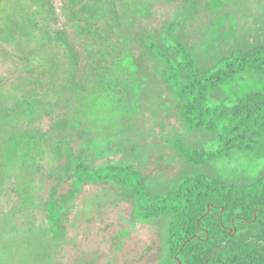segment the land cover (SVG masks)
Returning a JSON list of instances; mask_svg holds the SVG:
<instances>
[{"label": "rangeland", "instance_id": "1", "mask_svg": "<svg viewBox=\"0 0 264 264\" xmlns=\"http://www.w3.org/2000/svg\"><path fill=\"white\" fill-rule=\"evenodd\" d=\"M48 2L55 17L50 29L65 31L77 51L76 80L89 84L95 77L97 86L87 88L82 107H50V115L44 114L31 125L48 134L37 163L45 176L37 172L40 189L27 208L18 193L23 185L20 174L14 169L1 181L0 223L8 217L13 220L0 227V264H155L163 249L164 222L138 221L132 197L114 184L85 183L73 197L71 157L83 146L94 153L96 142L104 154L91 156L93 162H128L152 185L166 186L190 172L192 167L170 140L196 144L205 135L190 132L183 124L175 99L145 46L147 37L158 38L175 24L197 58L210 64L221 52L264 43V0H85L89 13H82L81 5L75 8L92 22L91 27L73 18L72 0ZM1 6L6 11L9 4L5 1ZM21 50L19 44L0 46L1 87L8 101H15L16 87L24 77ZM131 54L139 65L135 73L121 67L124 57ZM60 57L66 61L67 55L60 53ZM106 72L107 76H99ZM241 81L240 87L227 85L219 92L235 96L234 87L264 88V78ZM56 120L60 127L55 126ZM210 169L216 175L250 178L264 171V161L246 158ZM53 190L69 206L59 225L62 242L53 231L43 233L48 228L44 202ZM23 224H32L37 231L19 232Z\"/></svg>", "mask_w": 264, "mask_h": 264}, {"label": "trees", "instance_id": "2", "mask_svg": "<svg viewBox=\"0 0 264 264\" xmlns=\"http://www.w3.org/2000/svg\"><path fill=\"white\" fill-rule=\"evenodd\" d=\"M5 1L9 6L0 10V46L19 44L24 77L16 87L15 101L7 100L0 79V183L15 169L23 184L18 193L27 208L40 189L37 172L45 176L37 163L48 136L31 125L50 115V107H82L87 88L97 84L95 77L89 84L76 80L77 51L65 31L50 29L55 17L48 0H0V7ZM84 3L72 0L71 13L91 27L92 22L75 8L81 5L82 13H89ZM145 46L186 129L205 135L196 144L170 140L192 170L166 186L152 185L128 162H93L92 157L104 154L94 142V153L83 146L71 157L73 197L85 183H110L127 190L138 221L165 224L163 249L155 264H264V171L240 178L216 175L210 169L246 158L264 161V88L234 87L235 96L219 92L227 85L240 87L248 77L264 78V43L221 52L204 64L174 24L158 38L148 35ZM60 53L67 55L66 61ZM121 67L133 73L139 70L133 54L124 57ZM54 122L60 127L59 120ZM44 207L48 228L43 233L53 231L60 239L59 225L66 219L68 203L53 190ZM21 226L22 233L37 231L32 224Z\"/></svg>", "mask_w": 264, "mask_h": 264}, {"label": "water", "instance_id": "3", "mask_svg": "<svg viewBox=\"0 0 264 264\" xmlns=\"http://www.w3.org/2000/svg\"><path fill=\"white\" fill-rule=\"evenodd\" d=\"M180 264H181V262H180Z\"/></svg>", "mask_w": 264, "mask_h": 264}]
</instances>
